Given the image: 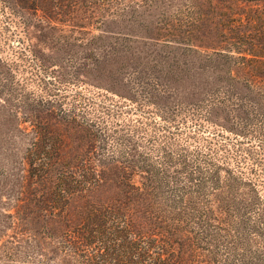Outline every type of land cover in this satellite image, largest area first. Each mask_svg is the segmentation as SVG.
Wrapping results in <instances>:
<instances>
[{"label": "rangeland", "instance_id": "1", "mask_svg": "<svg viewBox=\"0 0 264 264\" xmlns=\"http://www.w3.org/2000/svg\"><path fill=\"white\" fill-rule=\"evenodd\" d=\"M248 4L0 0V264H54L63 224L79 221L88 203L121 196L119 180L126 168L120 164L126 157L146 158L153 171L164 175L168 187L163 190L174 194L196 180L190 172L198 162L204 165L207 153L222 161V146L233 136L215 124L228 126L245 116L247 100L259 102L244 86L248 73L232 65L242 60L235 58L240 55L227 51L250 42V35L235 37L244 30L236 24L237 13ZM157 107L177 108L178 122L163 126ZM98 116L105 117L106 132L136 126L135 151H112L113 143L104 146L99 131L85 130L84 122ZM165 145L179 153L183 148L186 164L173 155L175 161L165 166L163 154L155 151ZM31 150L32 157L48 154L50 171L29 166ZM229 156L228 165L240 169L233 151ZM240 170L255 179L253 172ZM61 171L69 173L71 188L78 172L93 171L100 185L63 202L56 194ZM255 182L253 191L249 185L239 189L234 264H264L263 224L254 227V213L239 200L248 193V203L254 193L264 197L263 185ZM214 249L217 256L225 254L220 244Z\"/></svg>", "mask_w": 264, "mask_h": 264}, {"label": "trees", "instance_id": "2", "mask_svg": "<svg viewBox=\"0 0 264 264\" xmlns=\"http://www.w3.org/2000/svg\"><path fill=\"white\" fill-rule=\"evenodd\" d=\"M248 1L251 4L237 13L236 24L244 30L235 33V37L239 40L250 35V42L238 50L227 51L230 55L233 52L240 55L235 58L242 60L232 65L248 73V78L243 79L244 86L254 90L259 102L247 100L245 116L234 119L232 124H215L220 131L233 136V139L229 137L228 145L222 146V161H213L207 153L202 159L204 165L198 162L190 172L195 174L192 179L196 180L188 181V186L181 187L179 194H174L171 188L163 190L168 187L164 175L153 171L152 166L145 163L146 158L126 157L123 162L119 161L126 168L119 180L124 186L123 193L110 202L84 205L79 221L63 224L56 239L58 255L54 264H234L232 227L234 213L238 211L239 189L249 185L253 191L255 181L264 187V0ZM155 110L163 126L178 122L177 108L157 107ZM190 112L196 113L195 110ZM84 123L85 130L92 135L94 131L101 133L104 146L113 143L112 151L117 148L122 155H129V151L137 147L134 138L137 127L133 124L124 127L125 132L113 133L106 132L107 122L103 116ZM52 145L50 149L54 148ZM179 150L180 153L169 150L166 145L155 147V151L163 154V163L168 167L175 161L173 155L179 163L186 164L187 153L181 147ZM232 151L238 158L237 167L253 172L254 180L228 165ZM35 154L34 150L29 151V166H39L45 173L50 171L53 162L48 154L43 152L39 157H32ZM107 157L111 162L116 161L110 154ZM137 166L147 167V170L134 172L133 167ZM128 168L132 171L127 172ZM93 171L74 173L73 188L67 179L69 173L61 171L57 177V197L65 202L75 193L97 188L101 177ZM70 175L73 176V172ZM248 196L249 193L243 194L240 206L254 213V227L256 222L264 227V197L254 193L248 203ZM219 244L225 249L223 256H217L214 249Z\"/></svg>", "mask_w": 264, "mask_h": 264}]
</instances>
